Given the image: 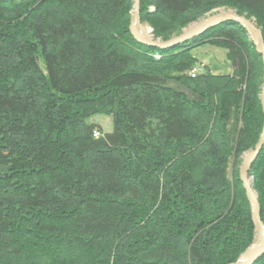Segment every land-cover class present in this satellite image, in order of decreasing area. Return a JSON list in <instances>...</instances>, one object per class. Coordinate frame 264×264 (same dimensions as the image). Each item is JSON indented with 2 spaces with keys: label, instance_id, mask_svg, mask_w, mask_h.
I'll use <instances>...</instances> for the list:
<instances>
[{
  "label": "trees",
  "instance_id": "16d2710c",
  "mask_svg": "<svg viewBox=\"0 0 264 264\" xmlns=\"http://www.w3.org/2000/svg\"><path fill=\"white\" fill-rule=\"evenodd\" d=\"M132 5L0 0V264H230L254 241L238 165L262 130L260 56L230 22L142 45ZM220 8L264 40V0L139 12L164 41ZM202 45L224 49L231 74L191 78ZM249 176L264 225V145Z\"/></svg>",
  "mask_w": 264,
  "mask_h": 264
},
{
  "label": "water",
  "instance_id": "95a60500",
  "mask_svg": "<svg viewBox=\"0 0 264 264\" xmlns=\"http://www.w3.org/2000/svg\"><path fill=\"white\" fill-rule=\"evenodd\" d=\"M140 0H133V11L130 18L129 31L134 40L142 45L156 48L166 49L176 45L185 43L194 37H198L215 26L223 23H233L241 27L252 44L256 54L260 56L263 65V75L260 87V107L263 116L262 130L253 149L242 155L240 165L238 167V180L241 183L242 189L250 210V219L254 229V241L246 248L234 262L230 264H254L264 255V225L260 220V207L257 200V195L252 189V180L249 176L251 166L254 164L257 156L264 145V40L260 30L256 27L254 21L238 15L233 12H220L214 14L182 34L172 37L167 41L154 40L151 33L141 25L139 18Z\"/></svg>",
  "mask_w": 264,
  "mask_h": 264
},
{
  "label": "rangeland",
  "instance_id": "374dc122",
  "mask_svg": "<svg viewBox=\"0 0 264 264\" xmlns=\"http://www.w3.org/2000/svg\"><path fill=\"white\" fill-rule=\"evenodd\" d=\"M132 2H133V0H132ZM132 11H133V5H132L130 17L132 15ZM152 11H153V9L151 7H148V12H152ZM220 12H233V13H236V11H234L232 9H225V8L212 10V11L202 15L201 17H198L195 21H192L191 23L187 24L185 27L180 29V31L177 34L172 35L167 40H169L172 37H175V36H178V35L182 34L183 32H185L188 29L192 28L194 25H196V24L200 23L201 21L205 20L206 18H208V17H210V16H212L214 14L220 13ZM241 16H244L246 18L245 15H241ZM139 18H140V12H139ZM249 20H252V19H249ZM140 22H141V19H140ZM141 25L144 26L147 29V31L151 33V35H152L154 40L163 41L160 38H155L154 37L152 29L148 26V24H146L144 22H141ZM167 40H164V41H167ZM191 55L198 62V64H196L191 70H193L194 68L195 69L201 68V73L200 74L204 73L206 71V68H208L209 71L212 74H214V75H228V74H231V72H232L231 64L227 60L226 51L224 49L217 48V47L210 46V45H202V46L194 48L191 51ZM188 75H189V73H188ZM91 122L100 125L105 132L111 131V120L108 117L95 116V117H93L91 119ZM245 153H243V154H245ZM242 155L240 156L239 161H241ZM239 165H240V163H239ZM239 165H238V167H239ZM230 169H231V166H230ZM251 180H252V178H251Z\"/></svg>",
  "mask_w": 264,
  "mask_h": 264
},
{
  "label": "built area",
  "instance_id": "2783aa9c",
  "mask_svg": "<svg viewBox=\"0 0 264 264\" xmlns=\"http://www.w3.org/2000/svg\"><path fill=\"white\" fill-rule=\"evenodd\" d=\"M201 73V68H198V69H193V70H190L189 71V76L191 77V78H194L195 76H197L198 74H200ZM94 137L95 136H97V134L95 133L94 135H93Z\"/></svg>",
  "mask_w": 264,
  "mask_h": 264
}]
</instances>
